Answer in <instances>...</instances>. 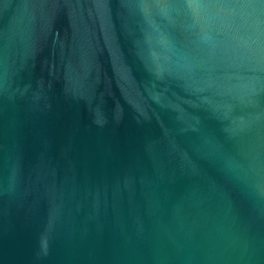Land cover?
<instances>
[{"label":"water","instance_id":"1","mask_svg":"<svg viewBox=\"0 0 264 264\" xmlns=\"http://www.w3.org/2000/svg\"><path fill=\"white\" fill-rule=\"evenodd\" d=\"M0 264H264V0H0Z\"/></svg>","mask_w":264,"mask_h":264}]
</instances>
